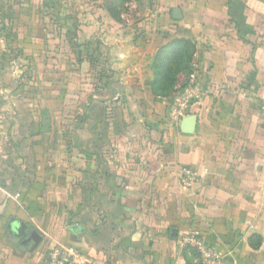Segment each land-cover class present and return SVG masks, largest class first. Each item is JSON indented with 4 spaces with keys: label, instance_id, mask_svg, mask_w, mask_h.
<instances>
[{
    "label": "crops",
    "instance_id": "obj_1",
    "mask_svg": "<svg viewBox=\"0 0 264 264\" xmlns=\"http://www.w3.org/2000/svg\"><path fill=\"white\" fill-rule=\"evenodd\" d=\"M0 8V75L5 42L34 61L14 88L28 113L0 120V264L59 246L96 264H201L193 236L225 264H264V0H167L129 29L103 0ZM72 34L78 47H56ZM174 38L195 44L192 71L164 92L154 64ZM192 74L207 93L188 131L171 103Z\"/></svg>",
    "mask_w": 264,
    "mask_h": 264
},
{
    "label": "rangeland",
    "instance_id": "obj_2",
    "mask_svg": "<svg viewBox=\"0 0 264 264\" xmlns=\"http://www.w3.org/2000/svg\"><path fill=\"white\" fill-rule=\"evenodd\" d=\"M53 2H61V3H70V2H79L81 0H52ZM167 0H103V2L111 3V7L113 8V11L115 13V17L120 18H126V23L124 24V27L129 29L130 27H133L135 22L141 21L143 18L145 19L146 16H150L154 12V6L156 4L161 3L166 5ZM1 9V8H0ZM2 19V10L0 11V20ZM130 20V21H129ZM131 22V23H130ZM79 26L77 27L78 30ZM37 31H41L40 27L37 26ZM134 29V28H133ZM76 30V31H77ZM69 32V31H68ZM77 34V33H76ZM71 37V43H70V36L67 35V39L69 38L68 42H65V45L61 43L60 46H56L61 50H66L69 46L72 49V47H78L75 39L78 37H75L74 34ZM10 44V45H9ZM45 41L40 40L39 42H34L33 40H30L27 42V48L28 50H32L34 45H36L39 49L44 48ZM2 45V42L0 41V46ZM5 48L9 51V60L5 61L6 68L8 70L5 71L4 74L0 75V83L3 82L4 85H7V89L4 90L0 88V96L2 95L1 99H4V103L1 100L0 101V120L4 119L6 113H17L20 112L22 114L28 113V109L30 106L27 102H23L22 97L21 100L19 99V93L18 89L14 90L16 88V85H20V83L29 82L31 79V67L33 63L30 58L22 57L20 55V49L16 42H5ZM1 63V62H0ZM10 86V87H9ZM30 90L28 89V92ZM3 93V94H2ZM27 99L31 102L33 98H30V95L26 94ZM9 101L12 102L9 104ZM1 123V122H0ZM2 125V123L0 124ZM3 130V127L0 126V131ZM2 132V131H1ZM0 132V134H1ZM3 146V137L1 135L0 137V154L1 152H4L5 149ZM0 159L2 160V157L0 156ZM2 164V162H0Z\"/></svg>",
    "mask_w": 264,
    "mask_h": 264
},
{
    "label": "built area",
    "instance_id": "obj_3",
    "mask_svg": "<svg viewBox=\"0 0 264 264\" xmlns=\"http://www.w3.org/2000/svg\"><path fill=\"white\" fill-rule=\"evenodd\" d=\"M206 93L199 78L192 74L187 82L172 95L171 111L173 115L182 120L190 114L191 107L200 102ZM180 179L184 186L192 187L197 176L191 168L181 166ZM189 241L200 252L201 264H225L222 253L217 248L207 245L202 238L193 236ZM45 264H96V262L93 257L79 252L75 248L59 246L48 253Z\"/></svg>",
    "mask_w": 264,
    "mask_h": 264
},
{
    "label": "trees",
    "instance_id": "obj_4",
    "mask_svg": "<svg viewBox=\"0 0 264 264\" xmlns=\"http://www.w3.org/2000/svg\"><path fill=\"white\" fill-rule=\"evenodd\" d=\"M111 3H108V8L113 16H116ZM118 18V17H117ZM178 50L175 53L173 51ZM195 50V44L184 38H174L167 44L162 46L155 59V66L157 71V80H163L159 86H162L160 90L172 91V86L177 81V74L180 71H186L188 74L192 71V60ZM166 83L169 85V89L166 88ZM175 91L172 92V95Z\"/></svg>",
    "mask_w": 264,
    "mask_h": 264
},
{
    "label": "water",
    "instance_id": "obj_5",
    "mask_svg": "<svg viewBox=\"0 0 264 264\" xmlns=\"http://www.w3.org/2000/svg\"><path fill=\"white\" fill-rule=\"evenodd\" d=\"M173 16L175 18H182L183 14L180 8H175L173 10ZM184 126L188 131H191L194 128V123H195V117L194 116H188L184 118ZM34 235H39L37 232H34Z\"/></svg>",
    "mask_w": 264,
    "mask_h": 264
}]
</instances>
